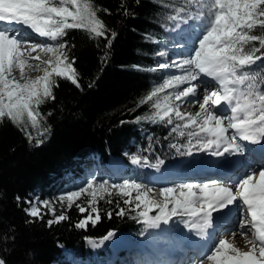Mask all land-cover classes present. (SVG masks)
I'll use <instances>...</instances> for the list:
<instances>
[{
	"label": "snow or ice",
	"instance_id": "1",
	"mask_svg": "<svg viewBox=\"0 0 264 264\" xmlns=\"http://www.w3.org/2000/svg\"><path fill=\"white\" fill-rule=\"evenodd\" d=\"M164 7L174 13L167 17L175 25L173 31L181 24L189 25L197 39L189 55L159 65L161 69L175 67L180 74L168 76L138 101V107H150L137 121L173 125L170 135L175 134L185 143L170 146L181 155L190 156L194 150L212 156L242 155L245 147L238 141L253 145L264 142V64H257L264 60V55H257L264 49V0H176ZM99 11L95 0H0V123L7 119L32 142L28 125L36 129L45 120L39 109L47 100L55 99L56 78L80 87L75 61L69 59V46L64 40L67 30H84L90 39H108ZM257 27L262 30L259 34L254 31ZM31 33L51 43L35 42ZM158 55L166 56L167 52ZM33 69L43 75L31 78L28 70ZM201 76L210 78L211 83L201 80ZM201 88L202 102L197 99ZM196 104L199 110L195 114L181 111L184 105ZM47 131L44 128L39 134L43 136ZM42 142L36 140L37 145ZM132 162L157 171L163 164L159 159L149 164L146 158L135 156ZM113 195L126 198V205L134 204V218L146 229H159L173 217H180L185 228L201 239H206L209 229L216 226L214 213L240 202V218L233 229L218 239L198 264H264V168L249 170L231 182L176 183L155 191L143 182H98L93 178L58 200L61 206L66 202V210L75 205L81 214L87 212L75 224L78 229H87L89 224L95 227L101 221L99 201ZM82 196L89 197L87 207L77 204ZM41 208L49 209L54 217L48 220L49 226L68 219L64 211L57 215L49 201L26 211L40 218ZM125 214L124 208L117 213ZM107 215L112 217L111 212ZM237 235L246 241L247 250L236 246ZM114 236L109 231L99 241L89 243L99 246ZM0 264L5 261L0 259Z\"/></svg>",
	"mask_w": 264,
	"mask_h": 264
},
{
	"label": "trees",
	"instance_id": "2",
	"mask_svg": "<svg viewBox=\"0 0 264 264\" xmlns=\"http://www.w3.org/2000/svg\"><path fill=\"white\" fill-rule=\"evenodd\" d=\"M175 2L95 0L108 39H90L80 29L67 30L64 37L80 87L56 78L55 99L39 109L45 120L36 129L28 125L32 142L7 119L0 123V259L5 264H97L103 253L93 249L89 240L99 241L109 231L138 238L146 232V226L134 218L133 207L123 201L119 206L100 202L101 221L87 229L75 227L84 217L74 207L64 209L68 219L51 226L47 222L53 216L34 218L26 209L34 193L55 197L66 184H76L83 172L104 167L113 158L124 161L128 172L133 170L128 157L136 154L149 164L155 159L177 160L179 154L170 145L185 140L168 134L166 122L137 121L150 107H138V101L160 78L158 44L175 27L167 19L174 13L164 5ZM257 55H264V49ZM44 128L49 131L41 136ZM36 140L43 142L37 145ZM120 208L126 210L124 216L117 215Z\"/></svg>",
	"mask_w": 264,
	"mask_h": 264
},
{
	"label": "rangeland",
	"instance_id": "3",
	"mask_svg": "<svg viewBox=\"0 0 264 264\" xmlns=\"http://www.w3.org/2000/svg\"><path fill=\"white\" fill-rule=\"evenodd\" d=\"M195 39H197V37L191 30L190 26L181 24L178 29L173 31V34L170 37H167L162 40V42H159L158 51H165L167 52V55L159 56V62L161 63L157 62L156 69L159 72L158 74L160 75V78L156 85L162 83L163 80L170 75L180 74L179 70L175 67L161 69L159 68V65L162 63L172 64L173 61L178 62L185 56L189 55V49L195 46L192 43ZM34 41L40 43H51L50 41L46 40ZM179 45L184 46L181 47ZM33 55H35V53ZM14 74L18 75V72H15ZM28 75L34 79L37 76L43 75V72L33 69L28 70ZM201 80L211 83L210 78L207 77L201 76ZM199 82L200 81H195L193 83ZM185 86L186 85L182 87ZM209 90H211V88ZM198 93L199 95L197 99L202 102L203 89H198ZM198 110V104L195 106L184 105L181 108V111L192 114H195ZM166 125L167 127H165V130L168 134H170L173 125L167 123ZM171 135L175 137V134ZM238 142L242 144V141ZM199 152L200 153H193L190 156L188 155L186 158L180 159L175 164L163 163L160 166L159 171L151 167L144 168L143 163L141 165L134 164L132 162V158H130L128 164L132 166H130L131 168H133V175H127L125 172L126 164L120 163L124 161L119 162L118 159L113 158L109 160V165L107 168H105L106 170L95 167L94 172L92 173L87 171L85 175V172H83L82 176L76 180V184H74L72 187H70L71 184H66L62 188V191H59L55 197H42L40 193H34L30 196L28 205L30 208L33 205L39 206L43 201H49L52 203V206L56 208V214L59 215L61 211L66 209V202L63 206H61L58 198L71 191L79 190V188L86 186V183L93 178L98 182L105 179L113 183H121L125 180L143 182L148 184L155 191L161 187L172 186L176 183H203L210 182L212 180L231 182L243 176L249 170H259L264 168V153L261 158L257 160V162H250V156H246V147L242 155L236 154L235 156L228 154H225L224 156H212L207 152ZM239 155V160L233 159ZM205 162L208 164H205ZM216 164H218V166H216ZM198 166H200L199 169H194ZM219 166H223L222 170L221 168L218 169ZM202 168H206L205 171L200 170ZM214 168L218 169L217 174L213 173ZM195 170L199 171L196 173ZM221 171L222 173H220ZM66 187L68 188L67 190H65ZM133 196H135V193H133ZM88 199L89 197L82 196L81 199L77 201V204H83L85 207H87ZM108 199H111L113 201L112 204L115 205L117 202L123 201L126 198H121L115 195L110 198L106 197V199L99 201L98 207L100 202L105 200L107 202ZM238 204H240V202L234 204V210H232L231 206H229L228 209H224L220 213L213 214L214 217L217 218L215 221L216 226L214 229H209V236L206 239H203V241L193 240V232L185 228L184 224L181 222V218L173 217L169 224H162L159 229H148L146 236L140 239H138V237H131V235L126 233H115V236L110 239L115 241V243H111L109 240L110 243L104 242L98 247L92 246V248H99L106 253V257L103 256V259L105 258L104 260H106L108 263L103 264H114V260H116L118 254L120 253L123 254V258L120 259V264H198V262L203 259L205 254L210 250L211 246L218 239L224 238L225 234L228 233L230 229H233L234 223L239 220L240 209L237 206ZM128 206L134 207V204ZM73 207L74 209L78 210L75 205H73ZM225 211L226 213L223 214ZM236 212L239 213L237 218H235ZM78 213L83 217L88 214L87 212L81 214L79 211ZM41 214L52 216L51 212L47 208H41ZM151 214L155 215V212ZM239 237L240 236L237 235L234 243L242 250H247L245 246V240L243 242L236 241V239ZM207 239L208 243L205 242ZM109 255L112 257L110 261H108Z\"/></svg>",
	"mask_w": 264,
	"mask_h": 264
},
{
	"label": "bare ground",
	"instance_id": "4",
	"mask_svg": "<svg viewBox=\"0 0 264 264\" xmlns=\"http://www.w3.org/2000/svg\"><path fill=\"white\" fill-rule=\"evenodd\" d=\"M0 23H1V22H0ZM244 142H245V143H248V142H246V141H244ZM261 144L263 145L264 142H262ZM258 145H259V144H258ZM248 146H249V148H253L254 145L248 143ZM233 156H235V155H233ZM236 159L239 160L240 157L237 156ZM242 161H243V160H242ZM238 163H239V162H238ZM205 164H208V163L205 162ZM204 166H205V165H204ZM216 166H218V164H216ZM205 167H207V166H205ZM199 168H200V166H198V167H196V168H194V169H199ZM219 168H221V170H222L223 166H219L218 169H219ZM205 169H206V168H202V169H200V170L205 171ZM218 169H217V168H214L213 173H214V174H217V173H218V172H217ZM198 171H199V170H198ZM198 171L195 170L196 173H197ZM220 173H222V171H221ZM233 206H234V205H231V209H232V210H234V209H233ZM235 209H237V208H235ZM229 212H230V211H229ZM224 213H226V211L223 212V214H224ZM238 215H239V213H238ZM210 236H211V235H210ZM192 238H193V240L203 241V239H201L199 236H197L194 232H193V234H192ZM236 241H237V242H240V241L243 242L244 239H243L242 237H239V238L236 239ZM105 242H106V243H110V242H111V243H115V241H113V240H110V242H109V240H107V241H105ZM205 242L208 243V239H207ZM242 245H243V244H242Z\"/></svg>",
	"mask_w": 264,
	"mask_h": 264
}]
</instances>
